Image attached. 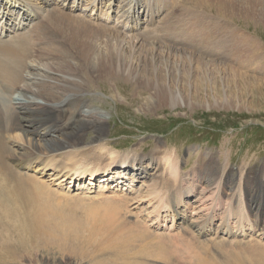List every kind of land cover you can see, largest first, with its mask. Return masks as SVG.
<instances>
[{
  "label": "bare ground",
  "instance_id": "1",
  "mask_svg": "<svg viewBox=\"0 0 264 264\" xmlns=\"http://www.w3.org/2000/svg\"><path fill=\"white\" fill-rule=\"evenodd\" d=\"M200 1L205 5L213 6L217 13H222L224 10L228 9L232 10L231 8L234 6L233 0H222L226 8L223 6L224 3L223 5L222 3L217 4L219 1L215 4L212 3V0ZM69 3L71 4L69 5ZM97 3L101 4V13L99 15H92L97 13L94 12V9L97 8ZM79 7L81 9H79ZM103 7L106 8L103 9ZM62 8H67L71 11L80 10L79 15L81 16H75L72 12L71 15H68V18H64L65 15L62 16L60 12ZM148 11L149 4H147L145 0H87L86 3H84V0H0V258L5 256L4 263L6 257H9L11 264H13L12 262L19 258L20 253H23L24 249H30V241H37L42 232L44 230L47 231L48 228L52 230L54 234L51 235L52 238L49 237L42 246V248L46 250L51 248L48 242H52L53 245L59 241L63 243V239L67 238L70 233L71 235L74 234L75 237L80 234V232L77 231H81V226L78 227L72 224L73 227L71 228L70 225L69 227L63 228L62 226L54 225V223L53 225H49V222L46 221L44 215L47 213L46 209L49 206L48 202L53 201L52 198H56V201L59 200L57 202L54 201V203H57L54 206L58 207V213L56 212V215H53L57 218L61 213L59 211L61 208H59L60 206L58 203L60 200L63 201L64 199H59L60 195L58 197L57 195L55 196V194H58L56 193L58 191L54 190L55 186V188L65 189L62 194H65V192H72L75 189H84V193H96V197L94 198L97 200H99L98 196H102V199L104 198V202L99 200V203L96 202V204H92L90 208L86 206L88 211L86 209L87 213L85 215L83 214V218L85 217L83 221L84 223L88 221L89 224H91L89 226H99L102 228L103 224V227L108 226V229L112 227L116 233L115 226H113L116 225L114 224L115 217L127 215L130 218L135 216V218H137V216H139V218H141L139 220L147 224L143 223L145 226L143 224L139 225L154 228L153 230L155 233L153 235L155 238H151L152 236L150 233L151 237L146 233L142 232V234L144 236L146 234L152 240L154 239L152 244H155V246L158 244L157 247L153 245L155 248L153 250H156V254L150 253L151 249L147 252L149 247L145 245L152 246L150 244L151 242L148 241V243H145V247L143 246L139 250L136 249L134 252L132 251L129 253L125 251L126 249L123 250L121 246L122 251L116 254L119 259L125 260L126 264L130 263L131 258H123L122 256L124 254H132L134 256L140 255V262L134 264H146L143 259L148 257L149 253L150 264L170 263L168 261L171 258L173 260L170 264H264V242L261 243L258 238L253 235H249L248 238L245 237L249 231L248 229L255 225L257 232H260L259 227H262L260 234L264 233V201L262 200V195H260L261 192H258L259 187L260 189L262 185L264 187V180L261 183H257L256 177L250 185L252 186L251 193H255L250 196L252 205L249 203L248 210L249 215L254 216L255 224L247 222V220L244 219L242 220V225L239 223L240 225L238 227L236 226L235 230H233V228L230 229V223L234 221L233 219L235 216L237 220H239L238 222H241L240 217H242V215L246 217V209L242 204L240 195H238L239 198L237 197V199L229 197L228 202L222 205L221 199L217 198L214 193L215 190L212 192L214 186L215 188L217 187L218 182H213V185L212 183L208 186L206 185L207 187L211 186L210 188L202 187L200 192L198 191V196L194 197L193 191H195L194 188L197 186V182L201 179L203 180V175L197 174L194 168L192 173L190 172L191 176L186 178V180L184 178L180 181L175 180L176 188L173 192H168V190L161 191L159 189L161 184L156 178L159 179V176L165 177V179L166 177H175L179 162L174 164L172 160L176 156V150L174 148L170 149L167 145H164L165 147L157 152L150 151L144 154L132 153V150L122 152L115 150V146H109L108 142L104 141L101 135L104 131L103 124L108 120L109 112H100L97 109L98 107L85 105V103L82 104L83 106L80 105V102H82V92L79 93L76 89L74 91L70 90L73 87L71 86L70 88L69 85L78 81L76 75L73 74V68L76 69V67L86 68L88 71L96 73L99 78L102 77L100 79H96L98 76L96 78L94 77L97 83L109 82L108 80L111 77H115V75H119L120 77V75L123 76L122 74L128 75V78H126L127 82L128 80L132 82L135 81V77L141 75L140 86L145 89L154 88V93L152 94L154 97L153 99L149 97V101L142 100V103L138 106V111L151 113L152 110L154 112L159 107V104L161 105L162 102H165V99L169 104L167 106L171 108L178 105L182 107L184 105L185 101L182 99L183 96L181 93L183 89L181 88L182 90L180 91L177 84L175 85L174 83L175 86L171 87L169 77H166L165 81H162L159 77L161 74H159L160 70L158 72L159 68L154 53L158 50L156 53L160 55L164 50V45H169L163 42L164 45L161 46V41L159 40L158 42H160V44L156 42L153 43V40H155L154 36H151V39H153L152 42H143L141 38V41H138L139 37H132L133 34L131 37H128L130 32L138 31V25L142 24L140 18L147 20L145 25H149L153 12H151L150 16L148 15ZM88 12H90L91 17L96 16L105 20L112 19L114 25L115 22L116 24L129 22L128 26L124 27V31H122L126 34L129 33L127 37L124 36L120 39L119 35L116 46L114 42L115 48L113 47V49L116 50V52L113 51V53H116L115 55L109 53V57H107L105 56L106 53L100 51L98 42L93 39V36H95L93 35V31L96 30L86 25V20L80 19V17L83 16L82 14L87 15ZM43 17L48 18L45 27L40 25L42 19H44ZM65 19H67V21ZM27 20L32 23L30 22L29 28L26 29L24 22ZM152 28L154 29V27ZM178 29L186 31L185 26H180ZM15 30L16 33L12 34L11 31ZM150 30L152 31V29ZM9 33H11V35ZM144 33L141 36H144ZM149 34L151 35V32L147 33V36ZM47 38H50V40H46ZM149 38L150 37L147 39ZM170 38V40H176L172 37ZM114 39H116V37ZM114 39L111 40L115 41ZM188 41L190 43V40ZM188 41H186V44H188ZM191 42H195V40L193 41L191 39ZM195 43L196 45L198 44L197 42ZM121 45L124 49L128 48L129 51L133 53L144 48L143 53L140 55H143V60L144 58H148V62L149 60L152 62H150L152 69H150L148 65L146 66L144 63L146 61H141L139 57L133 62L132 60L127 61L128 58L125 60L122 55V57L118 55V49ZM146 46L152 48V51L149 52L150 50L148 48L146 49ZM68 47L69 49L71 47L76 50V54H79L81 63L77 60L72 61V59L69 58L70 51ZM195 47L192 46V48ZM37 50L40 55L36 57ZM161 56H163V54H161ZM55 58L60 61H56ZM131 64H133V66H131ZM15 84H18V87L13 88L12 86ZM46 86L50 87V90H47ZM51 96L52 98H48ZM106 97L115 100L113 94L106 95ZM51 99L52 101L49 103ZM89 99L90 98H86L83 99V101ZM90 100L97 102L102 101L94 92ZM187 103L188 106H190L188 101ZM51 107H55V110H52ZM67 110L72 111L73 117L77 115L76 121L73 120L75 122L66 124L65 122H68L67 119L64 121L60 118L62 122L60 121L55 124L50 123V116H53L56 112L64 114ZM71 111L68 112V114L71 113ZM46 115L47 118L45 117ZM87 126H90L96 131L97 135L95 138L82 144L83 137H80V135L77 139L75 135L79 130ZM156 139L160 140L159 138ZM74 140H79L78 145H83V152L78 153L79 150L75 149L74 145H71ZM61 159L63 162L66 161L72 166H61L59 162ZM196 166H198V163H196ZM203 169L205 168H200L202 171ZM210 170L209 168L204 170L205 174H209ZM229 173H233V169ZM14 177L17 181L8 182L9 179ZM208 181L212 182L211 179H208ZM187 182L189 184H187ZM10 183L15 184L12 192L8 190V184ZM52 186L55 194L52 192ZM51 194H53V196H51ZM191 196H193L192 200L195 202L193 203L191 201L192 203L189 202L188 204V200ZM46 198L50 201L46 200ZM17 199H19V209L12 223V219L8 217L13 214L9 204ZM71 199L68 201L70 202ZM27 200L33 205L30 207L31 212L29 214H26L25 211H21L20 208L22 203ZM69 202H66V204L70 205L71 202ZM75 203L76 202L72 203L74 204L73 206L79 208L77 207L79 206L78 201V204L75 205ZM234 203H236L235 206ZM61 204L62 207L64 203ZM102 204H104V207H102ZM68 205L66 206L68 207ZM83 205L85 204L83 203ZM237 205L238 207H236ZM52 207L51 210L53 209ZM63 207L65 210H68V213L66 212L68 216L74 213L75 207L69 206L74 209L73 211L70 210L71 208H66L65 205ZM115 207L118 210L115 209ZM55 210L53 209V212H55ZM70 211L73 213H69ZM9 212L10 214L7 215ZM83 212L85 213V211H82V213ZM101 212L105 220L99 225L96 222L100 220L101 216L99 215ZM46 215L48 216L49 213ZM62 215L61 213V217ZM74 216L76 217V215ZM65 217L64 219H57L60 222L61 219H63L64 221L62 222H65L67 218ZM81 217L82 216H80V219L82 220ZM71 218L72 216L70 220ZM75 219V222L73 221L74 224L76 223ZM79 221L80 220H78L77 223ZM83 221H81V223ZM127 221L131 223L130 220ZM67 222L65 223L66 226ZM88 222L86 225H88ZM84 223H82V225ZM50 227L55 229H51ZM95 227L94 229L96 231L97 228ZM108 229L106 232L102 230L106 234L109 233ZM145 229L146 228H144V230ZM90 230L91 228L88 232H90ZM92 230L91 232H94ZM103 231L100 230V232ZM56 232L59 233L56 234ZM100 232L98 234H100ZM127 234L128 238H130L129 235H132L133 238L138 237L130 233ZM215 235H217L216 238ZM6 236L9 237L8 240H5ZM80 236H82V234L78 237L81 238ZM83 236L84 238L87 237L85 235ZM95 236L92 235L90 238L91 240L85 238V241L88 239V242L92 245L91 243L95 240ZM147 236L144 237L145 240L148 239ZM108 237L110 238V235ZM113 237L114 236H112V238ZM118 238H120V236ZM193 238L198 241H195V243ZM141 239L144 240L143 237ZM74 240L77 242L76 239ZM85 241L84 244L87 245ZM80 243L81 241L76 243V246ZM117 244L119 243L117 242ZM225 244L230 247L232 245L233 248L229 251L226 247L224 248L226 252L221 254L220 251H218L220 248L212 250V245L214 247H223ZM56 245L57 247L60 246L59 243ZM78 246L76 247V251H78L77 248H80ZM74 247L75 245L72 246V248ZM36 249H34V252H38ZM43 249H40V251ZM210 249L213 252H210ZM81 250L82 248L79 249V251ZM84 250L86 251V248ZM96 255L94 259L97 257ZM102 257L101 259L104 260ZM97 260V258L93 260V264L99 261ZM108 264H110V262ZM113 264H115L114 261Z\"/></svg>",
  "mask_w": 264,
  "mask_h": 264
},
{
  "label": "rangeland",
  "instance_id": "2",
  "mask_svg": "<svg viewBox=\"0 0 264 264\" xmlns=\"http://www.w3.org/2000/svg\"><path fill=\"white\" fill-rule=\"evenodd\" d=\"M86 1L87 0H84V3H86ZM145 1L147 4H149L148 15H150L151 12H153L151 22L149 23V25H145L147 20H143L144 18H140V20H142L141 22L142 24L138 25L139 27L138 31H132L133 33L130 32L131 35L129 33L126 34L122 32L124 31V27L128 26L129 22H124V24L123 22L117 24L115 22L114 25V21H112V19L105 20L98 18L96 16L91 17L90 12H88L87 15L82 14L84 17L82 16L83 18L80 17V19H83L84 21L86 20L87 21L86 25H88L89 27H93V29L96 30L93 31L94 32L93 35H95L93 36V39H95L98 42L100 51H102V53H106L105 56L107 57H109V53L114 54L113 51L116 52V50H114L113 47L115 48V46L117 45L116 43H117V39H119L118 38L119 35L121 39V37L124 36L127 37L128 34H129L128 37L129 36L131 37L133 34L132 37L135 36L137 38L139 37L138 41H141L142 39L143 42H152L153 39H151V36H154L155 38L154 37L153 38L155 40H153V43L156 42L160 44V42H158L159 40L161 41V46L164 45L163 44L164 42L170 47H172L170 48L169 46L164 45V50L161 52L163 56H161V54L158 55L156 53L158 50L154 53V55L155 58L157 59V65L159 68L158 72L160 70L159 74L161 75L159 77L161 78V80L165 81V78L169 77L171 87L177 84L180 91L183 89L181 93L183 96L182 99L185 101L184 105L182 107H180L181 105H178L176 107L171 108L170 106H167L169 104L166 102L165 99V102H162L161 105L159 104V107L154 112L152 110L151 113H143L140 112V110L138 111V106L142 103V100L149 101L148 100L149 97L150 99H153L154 97L152 95L154 93L153 92L154 88L145 89L144 87L140 86L141 84L140 78H142L140 77L141 75L135 77L136 79H134L135 81H132L133 83L131 82V80H128L127 82L126 78H128V75L126 74L125 75L122 74L123 76L120 75V77L119 75L118 76L115 75V77H111L108 80L109 82L97 83L96 79H100L102 77L99 78V76L96 73H92L88 71V69L86 68L84 69V68L76 67V69L73 68L74 69L73 74L76 75L77 80L79 82L76 81L74 83H71L69 86L70 88L71 86L73 88H71L70 90L74 91L76 89V91H79V93L82 92L83 95L81 101L83 103L80 102V105L85 103V105H93L98 107L97 109L100 112H106V111L109 112L108 120L103 124L104 131L101 133V135H102V139L104 141H107L109 146H113V145L115 146V150L121 152L132 150V153L144 154L150 151L157 152L158 150L164 148L165 147L164 145H167V147H169L170 149L174 148L176 150V156L172 160L174 164H177L179 162L178 168L176 169L177 170L175 175L176 179L175 177L173 178L166 177L165 179V177L162 176H159V179L156 178L161 184L159 188L161 191L168 190V192H173L176 188L175 180L180 181L181 179L183 180V178L186 180V178H189L191 176V173L194 168V170L196 169L197 174L203 175V180L199 179L200 181L197 182V186L194 188L195 190L193 191L194 197L198 196L202 187H207L208 185H210V183H212L213 185V182H218L217 187L215 188L214 186L212 192H214L215 190L214 193L216 194L217 198L221 199L222 205L228 202L229 197H233L237 199V197L239 198L238 195H240L242 204L246 209L245 212L246 217L242 215V217H240L241 222H238L239 220H237L235 216L233 219L234 221H231L230 223L231 226L230 229L233 228V230H235L236 226L238 227L240 224L242 225L243 223L242 220L244 219H246L247 222H251L252 224H255L254 216L249 215L248 205L249 203L251 204L250 196L253 193H255V192L251 193L252 186L250 185L256 179V177H257L256 179L257 183H261L264 180V0L263 1L233 0L234 6L233 8H231L232 10H229L227 7L229 11L224 10V12L222 13H217V11L214 9L213 6L205 5L200 0H150V1L145 0ZM212 3L214 4L222 3L223 5L224 2H222V0H216V1L212 0ZM70 4L71 3H69V5ZM96 6L97 8L94 9L95 10L94 12L97 13L92 15H99L101 13L100 10L101 4L97 3ZM223 6H225V3ZM105 8L106 7H103V9ZM79 9L81 8L79 7ZM60 12L62 16L65 15L64 18H68V15H71L72 12H73L72 14L75 16L78 17L81 16L79 15L80 10L71 11L70 9L62 8L60 9ZM47 19L48 18L42 19V23L40 24L42 27L46 26ZM65 20L67 21V19ZM30 22L29 20L24 22L25 23L24 26H26L25 27L26 29L29 28L30 24L32 23ZM149 26L150 29H152V31L149 29ZM180 26H185L186 31L184 30L182 31L181 29H178ZM152 27H154V29ZM148 31L151 32V35L149 34L147 36V33H150ZM11 33L12 34L16 33V30L11 31ZM11 33L9 34L11 35ZM138 33L141 34L139 35ZM143 33L144 36H141L143 35ZM115 37L116 39H114ZM148 37L150 38L147 39ZM170 37L176 40L174 41L170 40L171 39ZM188 37H192V38H188ZM111 39H114L115 41H112ZM191 39L193 41L195 40V42H197L198 44L196 45L195 42H191ZM46 40H50V38H47ZM185 40L186 41L190 40V43L188 41V44H186L187 42ZM114 42H115V46H114ZM192 46L193 47L196 46V47L192 48ZM147 48L148 47L146 46V49ZM143 49L144 48L134 52L135 53L134 54L133 52H130L128 48L124 49L123 46L121 45V47H119L118 49L119 51L118 55L120 56L122 55L125 60H127L128 58L127 61L132 60L133 62H135L136 59L139 57L141 58V61L145 60L146 62L144 63L146 64V66L148 65V67L152 69V65H151L152 62L150 60L148 62V58H144L143 60L142 58L143 55H140L143 53ZM148 49L150 50V51L148 50L149 52L152 51V48H148ZM69 51H70L69 58L72 59V61L77 60L79 61V63H81L79 60V54H76V50L70 47ZM38 53L39 52L37 50L36 57L40 55V53L39 54ZM55 60L60 61L57 58H55ZM131 66H133V64H131ZM82 77L85 79H83ZM94 77L97 78L95 79ZM17 85L18 84H15L12 87L16 88L18 87ZM46 89L50 90V87H47ZM93 92L102 99L101 102L90 100ZM109 94H113L115 96L114 98L115 100L106 97V95L108 96ZM48 98H52V96ZM86 98H90V99L87 101H83V99ZM51 101L52 99L49 100V103ZM187 101L189 102L190 106H188ZM51 108L52 110H55V107L54 108L51 107ZM70 111L71 110H67V112L64 114L55 111L56 115L54 114L55 116L54 115L50 116V123L55 124L60 121L62 122V120L66 121V119L68 121L65 122L66 124L67 123L71 124L72 122H75L77 115L73 117L72 111H71L72 114L69 113L70 114L69 115L68 112ZM45 117L47 118V115ZM96 135H97L96 131H94L90 126H87L84 129L79 130L75 135V137L77 139L79 138V136L83 137L82 140V144H83L95 138ZM156 138H159L160 140H157ZM78 143L79 140H74L72 141L71 145H74L75 149L79 150L78 153L83 152L84 150L82 148L83 145L82 144L78 145ZM59 162L61 166L62 165H65L66 167L72 166L71 164H68L66 161L63 162L62 159ZM196 163H198V166H196ZM202 167L205 168L203 169V171L200 170V168L202 169ZM208 168L211 170L209 171V174H205L204 170H207ZM232 169H233V173H229ZM208 179H211L212 182L211 181L209 182ZM10 181L15 182L17 180L14 177L8 180V182ZM187 184L189 183L187 182ZM14 186H15L14 183L8 184L9 192H12ZM54 190L58 191L56 192L58 194H55L52 186L53 194H55V196L57 195V197L59 195L60 196L63 195L62 197L59 196V199L61 198L62 200L64 199L63 201L60 200V202L58 203V205L60 206L59 208H61V210L64 213L60 209L59 211L64 216L62 215L61 217V213L59 212L60 216L57 215L58 216L57 218L64 219L65 216L67 218L65 217L66 218L65 222H62L64 220L61 219L62 222L61 224V222L58 221V219L54 216L56 215L55 214L56 212L58 213V209H57L58 207L54 205H56L57 204L56 202L59 200L56 201V198H52L53 201H50L49 199L46 198V200L51 202V203L48 202L49 206L47 208L48 211L46 209L47 213L44 212L45 213L44 217H46V221L49 222V225L51 224L53 225L54 223V225L57 226L59 225L62 226L63 228L69 227V225L70 228L73 227V225L78 227L81 226L82 228L81 231H77V232H80L82 236L83 235L87 236L85 238L88 239H90L92 235L94 236L96 235L94 237L96 241L95 240L92 241L91 243L92 245H90L88 239L85 241L84 236L83 238L82 236H80L81 238H79L78 237L80 235L79 234L77 238L74 236V234L71 235L70 233V235L67 238L63 239V243L61 241L58 242L60 245L58 247L56 245L58 243L53 245L52 242H48V245L51 248L49 250H46L43 249L42 246L45 244L48 238L49 237L52 238L51 235L54 234V232L48 228L47 231L44 230L42 232V234L38 237L39 239L37 241L36 240L35 242L33 240L30 241L31 243V245L29 246L30 249L28 250L24 249L23 253L22 252L20 253L19 258H17L16 261L12 262L13 264H93L92 261L95 260L96 258L99 260V261L97 260L98 262L94 261L97 264L100 263L108 264L109 262L110 264L111 263L113 264V261L115 262V264H126L125 260L119 259L116 253H120L122 249L123 250L126 249L125 251H127L128 253L132 251L134 252L136 249L139 250L141 247L145 245V243L148 242H151L150 244L152 246L145 245L146 247H149L147 252L151 249L150 253L156 254L155 253L156 250L153 249H155L154 247H157L158 244H156L157 246H155V244H152L153 243L152 241L154 239L153 240L151 239L154 237L153 235L155 233L153 230L154 228L144 227L145 226L144 224L146 223L139 220L141 219L139 218V216H137V218H135L136 216L133 217L134 219L128 217L127 215L126 216L121 215L115 217L114 224L116 225L113 226H115L114 228L117 234L112 229V227L108 229V226L105 227L109 230V233L105 234L107 229L103 227L104 225L101 223L105 220V217H102L101 215L102 212H101L99 215L101 216V218L96 223L99 225L102 224V228H100L99 226H98L99 228L94 226L95 228H97L95 231L93 226H89L91 224H89L88 221H87L88 225H86L87 223L86 221H85L86 223H84L83 220L85 219V217L83 218V214L85 215L87 213L88 208H90L92 204L94 205V203L96 204V202L99 203L100 201L104 202V198L102 199L101 198L102 196L101 197L98 196L99 197L98 199L100 200L99 201L94 198L96 197L95 195L96 193H84L85 192L84 189H80V190L75 189L74 191L69 193L65 192V194H62L64 193L65 190L64 188L59 189L57 187L55 188L54 186ZM259 191L261 192L260 195H262V200L264 201L263 185L261 189L259 187L258 192ZM53 194H51V196H53ZM193 196H191L190 199L188 200V204L191 201L193 203L195 202L192 200ZM63 197H66L67 199ZM75 198L78 200H76ZM246 198L249 202L246 200ZM69 199H71V201L74 199L75 201L74 200L72 202L70 201L71 202L70 203L68 201ZM54 201L56 202L54 203ZM77 201L79 204L77 203ZM66 202L67 203L69 202L70 205L66 204ZM74 202H76L75 205L76 204L79 205L77 206L79 208L73 206L74 204L72 203ZM61 203H64L65 207L69 209L71 208L69 206H72L73 208L75 207L74 208L75 210L72 208L70 210L71 211L74 210L73 211L74 213L73 212L72 213L76 215V217L70 211L69 213L72 214L71 215L72 218L70 220L71 216L70 214H69L70 217L68 216L67 214L68 210L67 209H66L67 211L65 210V208L63 207L64 205L61 207L62 205ZM83 203L85 205H83ZM66 205H68V207ZM103 205L104 204H102V207H104ZM235 205L236 203H234V206ZM32 206H33L32 203L30 204V202L27 200L26 202L24 201L22 203V206L20 208L21 211H25L26 214H29L31 212L30 207ZM86 206L88 208H86ZM9 207L12 209L13 214L9 215L10 214L9 212L7 213V215H9L8 217L12 219V223H13L14 217L17 213V210L19 209V199L12 201L9 204ZM51 207L54 210L55 209L57 210L53 212V209L51 210ZM236 207H238V205ZM115 209L117 208L115 207ZM81 210L85 211V213L84 212L82 213ZM48 213H49L48 215L49 217L46 215ZM80 216H82L81 217L82 220L80 219ZM73 218L74 219L76 218L75 224L73 223L74 221ZM69 220L71 221V223ZM78 220H80L79 221L80 223L81 221H83L82 223L84 224L82 225V223L80 224L79 222L78 224L77 223ZM127 220H130L131 223H128ZM66 222H67V226L65 224ZM139 224H143L144 226ZM50 228L55 229L52 227ZM90 228L91 230L94 229L92 230L94 232H91L90 230L91 235L90 232H88ZM144 228L146 229L144 230ZM259 228L261 232L262 227ZM99 229L101 231L103 230L105 231L106 229V231L105 232L103 231L104 232L103 233L100 232ZM84 230L86 231V233ZM110 230L112 231V234ZM248 230L249 231L245 236L246 238H248L249 235H253L254 237L258 238V240L261 243L264 242V233L260 234L259 231L257 232L256 225L250 227ZM99 232L100 234H98ZM142 232L146 233L149 236L151 234L152 237L150 236L151 238H149V236L145 234V236H147L148 238L147 240H145L144 238L145 236L142 234ZM58 233L59 232H56V234ZM127 233L133 234L134 236L137 235L138 237L133 238L132 235H129L130 238L131 237L133 238L130 239L128 238ZM106 235L108 236L110 235V238ZM112 236L114 237L112 238ZM119 236L120 238H118ZM142 237L144 240L141 239ZM216 237L217 235H215V238ZM115 238L119 244H117ZM8 239L9 237L6 236L5 240ZM74 239H76L77 242ZM80 239H84V240H80ZM193 240L194 242L198 241L195 238H193ZM79 241H81V243L83 244L80 243L82 246L78 244L79 246L78 245L77 246L80 248H77L78 251H76V247H77L76 243H79ZM84 241L87 245L84 244ZM73 245H75L74 248H72ZM212 247H213L212 250H215L216 248L217 249L220 248L218 250L220 251V254L226 252L224 251L226 249L230 251L233 248L232 245L230 247L227 246V244L223 245V247L221 246L214 247L213 245ZM38 248L43 250L40 251V249ZM81 248L83 250L81 251L83 253L85 252L84 255L81 251H79V249ZM85 248L86 251L84 250ZM34 249L38 250V252H34L35 251ZM114 252L116 255L114 254ZM210 252L213 251H211L210 249ZM150 253L148 257L143 259V261H145L146 264L150 262ZM95 255L97 257H95L94 259ZM101 257L104 258V260L101 259ZM122 257L125 259L131 258L129 264L140 262L139 260L140 255L134 256L132 254H124ZM4 258L5 256L0 258V264H11L9 257H6L5 263H4ZM172 260L173 259L171 258L168 262L172 263ZM170 263L164 262L163 264H170Z\"/></svg>",
  "mask_w": 264,
  "mask_h": 264
}]
</instances>
